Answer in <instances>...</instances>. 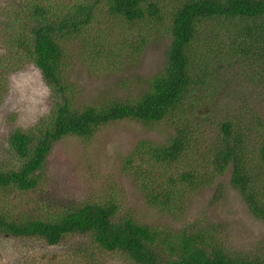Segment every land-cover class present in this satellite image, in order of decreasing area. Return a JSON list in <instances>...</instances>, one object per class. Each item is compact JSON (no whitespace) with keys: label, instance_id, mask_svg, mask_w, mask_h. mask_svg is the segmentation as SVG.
I'll return each mask as SVG.
<instances>
[{"label":"trees","instance_id":"obj_1","mask_svg":"<svg viewBox=\"0 0 264 264\" xmlns=\"http://www.w3.org/2000/svg\"><path fill=\"white\" fill-rule=\"evenodd\" d=\"M0 13V99L6 69L26 66L40 71L50 92L49 113L7 138L0 202L36 192L63 139L89 145L111 125L130 122L167 133L164 141H136L121 159L147 205L178 220L189 198L231 171V186L264 224V111L220 109L231 78L264 90V0H8ZM164 40L159 72L121 77L106 98L81 100L72 64L122 74ZM117 187L48 219L0 209V235L49 245L74 237L131 264H264V255L230 248L216 223L174 228L120 216Z\"/></svg>","mask_w":264,"mask_h":264},{"label":"rangeland","instance_id":"obj_2","mask_svg":"<svg viewBox=\"0 0 264 264\" xmlns=\"http://www.w3.org/2000/svg\"><path fill=\"white\" fill-rule=\"evenodd\" d=\"M7 1L0 0V6ZM72 44H68L69 51ZM168 45L166 40L151 44L142 54L140 62L135 61L136 66L122 74L96 75L93 68L88 69L75 62L71 67L72 76L78 85L81 100L94 102L106 98L107 93L116 90L121 77L148 78L159 72L164 66ZM76 48L69 52L71 57L75 55ZM0 66L4 67L1 63ZM8 71L6 69L1 78L4 91L0 99V159L5 163L8 162V155L4 153L7 138L12 131L17 128L29 130L50 109L46 102L50 92L38 69L26 66L11 73ZM259 89L243 84L236 77L231 78L227 92L221 94L220 109L249 104L250 109L262 113L264 90L262 87ZM165 135L163 127L153 130L136 123L119 122L101 131L89 145L75 137L63 139L53 148L37 191L21 193L8 204L0 202V209L10 212L13 217L25 213L48 219L64 206L79 205L90 198H103L104 194L100 191L111 188L114 182L121 194L117 198L122 205L120 216H132L148 225H170L174 228L192 223L205 228L206 224L216 223L222 226L230 248L264 255V224L252 217L239 192L231 186V171L189 198L186 211L178 220L147 205L135 183L122 173L121 159L136 141L144 138L164 141ZM82 241L68 237L58 245H49L39 239H12L0 235V264H131L119 254L101 252Z\"/></svg>","mask_w":264,"mask_h":264}]
</instances>
